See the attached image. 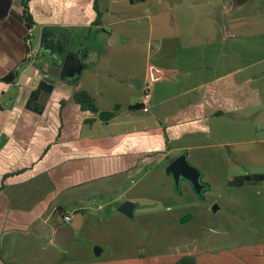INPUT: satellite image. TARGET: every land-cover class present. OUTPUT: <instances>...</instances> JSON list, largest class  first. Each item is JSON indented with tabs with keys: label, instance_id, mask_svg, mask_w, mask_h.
Returning <instances> with one entry per match:
<instances>
[{
	"label": "crops",
	"instance_id": "0c3cea01",
	"mask_svg": "<svg viewBox=\"0 0 264 264\" xmlns=\"http://www.w3.org/2000/svg\"><path fill=\"white\" fill-rule=\"evenodd\" d=\"M22 1L0 19V264H58L63 254L61 264H264V181L227 185L264 177V0H128L131 14L120 0H30L29 30ZM92 28L102 52L90 58L72 43ZM39 51L89 59L101 83L87 85L82 64L78 77L30 98L23 64ZM101 62L119 69L99 72ZM13 72L14 83L1 80ZM77 91L97 114L72 100ZM101 111L113 116L101 122ZM181 155L201 173V193H218L212 219L174 195L165 169ZM124 202L131 217L117 211ZM112 204L122 240L94 258L88 214ZM78 217L75 240L55 245L57 229ZM137 218L139 228L128 220ZM141 231H154L149 243H128Z\"/></svg>",
	"mask_w": 264,
	"mask_h": 264
},
{
	"label": "water",
	"instance_id": "95a60500",
	"mask_svg": "<svg viewBox=\"0 0 264 264\" xmlns=\"http://www.w3.org/2000/svg\"><path fill=\"white\" fill-rule=\"evenodd\" d=\"M246 1L234 0L236 5H242ZM10 4V0H0V19L7 16ZM54 45L56 46V44ZM38 53L33 58H28L23 64L26 67L23 71L24 78L27 81L25 87L31 91L30 98L34 99L41 92L42 94H48L56 81H68L79 76L82 69L80 55H71L66 51L52 52L50 56L39 55ZM129 82L134 87H140L137 80L132 79ZM112 116L113 113L109 111H101L98 113L97 118L101 122H107ZM257 127L264 129L262 124H257ZM165 174L172 179L175 187L179 186L181 181H186L197 194H200L203 189L200 184V173L187 162L185 155L174 159L166 167ZM132 208L131 203L124 202L117 211L122 215L131 217ZM78 216L81 217V214ZM79 217L75 218L72 224L57 229L54 238L55 245L64 248L75 240L73 232L80 227ZM99 250L98 248L94 249L95 255L99 254Z\"/></svg>",
	"mask_w": 264,
	"mask_h": 264
},
{
	"label": "rangeland",
	"instance_id": "374dc122",
	"mask_svg": "<svg viewBox=\"0 0 264 264\" xmlns=\"http://www.w3.org/2000/svg\"><path fill=\"white\" fill-rule=\"evenodd\" d=\"M137 3H133V4H138ZM118 7H121L123 11V14H126L128 12H130L131 14V9H130V3L128 0H120L119 4H117ZM127 10V12H126ZM110 14L115 15L114 12H112V9L110 10ZM139 14V12H133V15H137ZM129 15V14H128ZM37 26V25H36ZM38 27V26H37ZM81 34H77L76 36H82L80 40L76 39V41L74 40L72 43L73 47H79V45H84V47L86 48V50L91 53V56H94L95 53H101L102 50L100 48L101 43H99V41H97L98 39V33L96 31V29L92 28L91 30L88 29H82L80 30ZM110 31H107L106 35L109 34ZM39 34H40V29H36L33 31V37L34 40L32 43H36L38 38H39ZM78 40V41H77ZM77 42V43H76ZM81 50V49H80ZM135 50V49H134ZM107 53V51H106ZM78 54H83L81 51H78ZM111 55V54H110ZM109 55V56H110ZM85 56V54L83 55ZM108 56V58H109ZM95 57V56H94ZM85 66H90L92 63H90L89 59H84V57L81 59V65ZM107 67H112L114 69H119L118 65H106L105 62H101L98 65V70L99 72H103L104 69H106ZM86 75L84 77H86L84 79V82L89 85L92 86L93 88L97 89L96 86L99 85V83H101V81L97 78L96 74L93 71V65L90 66L89 69H87L86 71ZM84 75V73H83ZM106 76L102 75L101 78L102 80H104ZM259 170L261 172H264V167H260V169H256ZM199 171V170H198ZM200 173V172H199ZM171 183H172V187H173V192L174 195L177 198L181 199H186V203L184 204V208H186V210L188 212H190V210H192L194 212V214L203 215V211H207V213L211 216V219L213 217H215V213H214V207H218L216 204V201H219L218 197H217V192L213 189H207L206 191H203L200 194L195 193L191 186L186 182H180L179 186L175 187L172 179H171ZM200 184L202 185V179H201V173H200ZM184 200H181V202H183ZM116 205L112 204L111 208H109V210H104L103 212L99 211L96 213H89L88 214V220L87 222H89L90 226H89V230L92 234V236H96L97 240L95 241V243H87V246L89 247V249L91 250V253L93 255V257L95 258V254H94V249L98 248H104V247H108V246H112L111 243H113L114 241L119 243L120 240H122L121 237L119 238H115L114 235L112 234V231H116L122 228V225H124V221H121L119 219H115V216H113L111 213L114 212V207ZM150 210L149 212H147L148 210H144V212L148 213V214H153L156 213L155 207L156 205H149L147 206ZM153 207V209H151ZM111 212V213H110ZM219 213V212H218ZM187 214V213H185ZM127 220V218H125ZM129 221L135 223V227H140L139 225V221L138 218L137 220L134 219H128ZM149 226V225H148ZM151 226V224H150ZM210 228V226H208ZM129 230V228H128ZM109 231V232H108ZM99 233V234H98ZM154 233V231H141V234L137 237H132L129 236V238H131V242L128 243H138V244H146L150 242V239H148L149 237H151V235ZM81 239L85 240V237L81 234ZM80 239V241H77L76 243L79 242H83ZM149 240V241H148ZM85 243V242H84ZM74 244V243H73ZM69 256L66 254L62 255V262H66L69 259ZM58 264H61V263Z\"/></svg>",
	"mask_w": 264,
	"mask_h": 264
},
{
	"label": "trees",
	"instance_id": "16d2710c",
	"mask_svg": "<svg viewBox=\"0 0 264 264\" xmlns=\"http://www.w3.org/2000/svg\"><path fill=\"white\" fill-rule=\"evenodd\" d=\"M30 0H23L22 6H23V17L26 23V27L29 30L31 26L33 25L32 17L30 13L28 12V2ZM98 0H95V3ZM144 0H131V3H137L142 2ZM96 5V4H95ZM99 13L97 12V20L96 24H98L99 19ZM17 78V74L15 72L9 73L5 77H3L1 80L5 83H14ZM72 100L79 105L80 109L82 111H88L92 114H97L98 109L96 108L95 104L93 103V100L83 91H77L73 94ZM264 181V177L262 175H242V176H236L228 180L227 185L229 187H242L247 185H254L259 184L260 182ZM179 264H191L188 261L182 260Z\"/></svg>",
	"mask_w": 264,
	"mask_h": 264
},
{
	"label": "built area",
	"instance_id": "2783aa9c",
	"mask_svg": "<svg viewBox=\"0 0 264 264\" xmlns=\"http://www.w3.org/2000/svg\"><path fill=\"white\" fill-rule=\"evenodd\" d=\"M28 58H30V55H28ZM151 102H152V96L150 95V93L148 91H145L144 94H143V97H142V101H141L142 109L144 111H147L149 105L151 104ZM64 221L69 223L70 222V217L69 216L64 217Z\"/></svg>",
	"mask_w": 264,
	"mask_h": 264
},
{
	"label": "flooded vegetation",
	"instance_id": "af4514ba",
	"mask_svg": "<svg viewBox=\"0 0 264 264\" xmlns=\"http://www.w3.org/2000/svg\"><path fill=\"white\" fill-rule=\"evenodd\" d=\"M38 54H39V55H41V54H43V53H42V51H39V53H38ZM37 95H38V94H37Z\"/></svg>",
	"mask_w": 264,
	"mask_h": 264
}]
</instances>
